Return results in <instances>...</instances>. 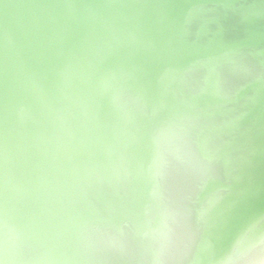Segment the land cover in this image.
<instances>
[{
  "label": "clouds",
  "instance_id": "9594fccd",
  "mask_svg": "<svg viewBox=\"0 0 264 264\" xmlns=\"http://www.w3.org/2000/svg\"><path fill=\"white\" fill-rule=\"evenodd\" d=\"M177 6L0 0V264H264V182L247 166L260 148L241 112L193 148L192 130L207 126L198 98L227 102L235 88L212 54L167 62L165 21ZM242 15L264 16V0H245ZM230 53L233 76L264 79L249 53ZM149 59L162 65L159 101L170 93L177 105L149 133L145 169L134 152L148 100L129 81L148 75ZM225 149L233 166L222 172ZM144 183L146 201L136 192ZM187 184L211 188L189 202Z\"/></svg>",
  "mask_w": 264,
  "mask_h": 264
},
{
  "label": "water",
  "instance_id": "95a60500",
  "mask_svg": "<svg viewBox=\"0 0 264 264\" xmlns=\"http://www.w3.org/2000/svg\"><path fill=\"white\" fill-rule=\"evenodd\" d=\"M178 6L172 16L165 21L168 25L167 35L173 38L167 62L177 68L186 67L195 58L212 54L219 58L221 71L234 85L235 94L227 102L218 100L206 92L198 98V106L205 115L207 126L193 129L191 132L192 146L197 151H203L206 138L221 134L230 120L233 112L245 113L243 124L250 125L251 135L255 144L260 148L256 155L250 158L248 168L258 182H264V79L240 80L232 75L230 64V50L241 48L250 54L252 63L258 67L264 66V16L246 18L242 15L245 0H173ZM214 6L206 15H189V10L197 7ZM144 67L148 75L143 79L129 81V92L136 94L141 85L146 89L144 93L147 108L137 114V126L142 137L141 145L134 152V160L145 169L151 161V150L148 146V135L151 130L165 124L172 116L177 100L169 93L161 103L158 99L160 90L155 81V74L161 70L158 60L149 59ZM207 74L201 69L199 75L203 78ZM226 141L232 137L222 136ZM243 136H237L233 142L242 143ZM228 149L219 154L218 164L221 171H230L232 160L226 155ZM209 184L199 191L193 184L183 188V195L189 202L202 198L210 190ZM150 185L144 183L137 187V195L147 200ZM195 264V262H194Z\"/></svg>",
  "mask_w": 264,
  "mask_h": 264
}]
</instances>
